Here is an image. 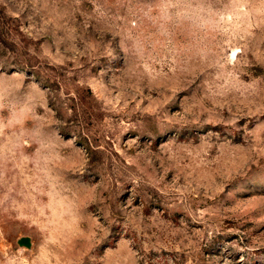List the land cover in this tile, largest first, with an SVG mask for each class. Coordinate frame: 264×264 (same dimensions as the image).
Masks as SVG:
<instances>
[{
	"label": "rangeland",
	"instance_id": "obj_1",
	"mask_svg": "<svg viewBox=\"0 0 264 264\" xmlns=\"http://www.w3.org/2000/svg\"><path fill=\"white\" fill-rule=\"evenodd\" d=\"M0 264H264V0H0Z\"/></svg>",
	"mask_w": 264,
	"mask_h": 264
},
{
	"label": "water",
	"instance_id": "obj_2",
	"mask_svg": "<svg viewBox=\"0 0 264 264\" xmlns=\"http://www.w3.org/2000/svg\"><path fill=\"white\" fill-rule=\"evenodd\" d=\"M27 241V238H22L21 239V242H26Z\"/></svg>",
	"mask_w": 264,
	"mask_h": 264
}]
</instances>
